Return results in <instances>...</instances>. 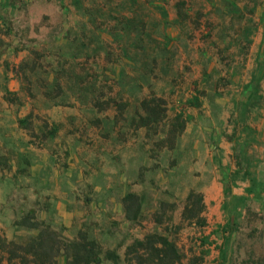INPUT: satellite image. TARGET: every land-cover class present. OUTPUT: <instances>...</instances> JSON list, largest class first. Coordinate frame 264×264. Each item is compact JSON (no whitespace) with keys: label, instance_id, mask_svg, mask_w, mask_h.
Here are the masks:
<instances>
[{"label":"rangeland","instance_id":"rangeland-1","mask_svg":"<svg viewBox=\"0 0 264 264\" xmlns=\"http://www.w3.org/2000/svg\"><path fill=\"white\" fill-rule=\"evenodd\" d=\"M32 216L264 264V0H0V234Z\"/></svg>","mask_w":264,"mask_h":264},{"label":"trees","instance_id":"trees-1","mask_svg":"<svg viewBox=\"0 0 264 264\" xmlns=\"http://www.w3.org/2000/svg\"><path fill=\"white\" fill-rule=\"evenodd\" d=\"M148 109L154 113L152 108ZM192 197L191 194L189 200ZM199 201L203 207L202 196ZM34 216L32 224H20L40 231L27 246L16 245L0 234V264H12L15 261L20 264H58L60 255L66 256L67 264H97L102 256L113 264H118L119 258L114 251L104 252L102 246L94 240H89L86 234L80 233L74 241L69 242ZM125 261L126 264H182L183 257L168 238L147 236L127 247Z\"/></svg>","mask_w":264,"mask_h":264}]
</instances>
